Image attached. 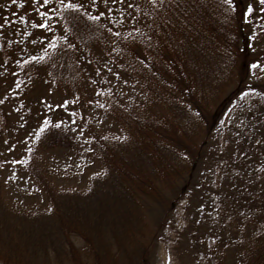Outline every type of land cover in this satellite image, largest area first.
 Masks as SVG:
<instances>
[{"label": "trees", "instance_id": "trees-1", "mask_svg": "<svg viewBox=\"0 0 264 264\" xmlns=\"http://www.w3.org/2000/svg\"><path fill=\"white\" fill-rule=\"evenodd\" d=\"M79 2L86 12L105 11L100 0L98 9L87 0ZM133 2L139 11L127 7ZM107 6L123 12V28L107 13L93 21L83 11L51 3L40 9L49 10L52 17L48 32L35 26L41 18L32 0L0 3L2 103L13 96L3 83L6 75L22 83L15 98L29 110L41 105L50 88L78 103L90 87L100 101L86 109L90 119L75 114L76 123L62 121L61 127L52 126L44 133L39 132L43 118L35 122L38 114L30 111L28 119L34 121L29 144L16 154L20 168L9 192L12 203L4 202L0 192L1 264H60L59 255L66 251L68 264H150L151 244L158 237L178 264H198L201 255L213 258L215 264H264V71L252 67L256 61L264 64V4L185 0L169 12L173 23L161 27V47L152 58L139 38L125 41L113 35L123 36L138 26L157 37L144 27L151 23L145 18L150 11L145 0ZM130 15L139 24L129 20ZM23 28L31 40L19 38ZM50 43L57 47L50 48ZM103 64L112 75L132 81L133 88L126 90L137 94L125 104L116 89L100 90L93 81V87L88 85L92 65H99L98 77L110 73L102 70ZM111 110L116 111L120 127L116 135L106 137L97 132L96 121ZM42 111L41 107L38 112ZM49 111L42 116L61 120ZM2 112L15 128L24 126L23 118L7 116L4 105ZM82 128L90 133L88 149L78 147L82 140L77 131ZM57 150L68 154L56 156ZM100 150L103 156L95 154ZM81 157L84 164H98L99 169L93 167L98 174L86 188L60 185L76 175ZM164 178L173 186L179 183L167 197L168 211L160 215V223L147 228L140 219L145 207L140 197L155 204L160 195L156 181ZM39 196L42 200H35ZM182 198L186 204L180 227L171 240L165 227L176 223L170 211L180 206Z\"/></svg>", "mask_w": 264, "mask_h": 264}, {"label": "rangeland", "instance_id": "rangeland-1", "mask_svg": "<svg viewBox=\"0 0 264 264\" xmlns=\"http://www.w3.org/2000/svg\"><path fill=\"white\" fill-rule=\"evenodd\" d=\"M3 2H9V0H0V3ZM14 2H24V3H29V0H13ZM9 7V4H8ZM9 9V8H8ZM90 9V8H88ZM16 20V27L18 26V20ZM13 20V21H14ZM22 23V22H21ZM20 27H22V25H20ZM25 29H19V38L21 35H23L22 39H27L29 40L31 38V35L29 33H27L26 31H24ZM31 40V39H30ZM2 55H7L6 52H1ZM5 63H12L9 60H7L5 58ZM12 67V64L9 66V69ZM99 65H92L91 67H89L92 71L89 72V77L86 78V81L88 82V85L93 87L91 85L90 81H93V84L96 85V87L98 89H104V87L109 89H116L117 92L120 94L118 98H120L123 104H125L128 100L132 99L133 96L135 94H137L135 91H127V88H131L132 87V81L130 79L123 78V77H116L115 75H112L111 72H103L102 77H98L100 73H97V69H98ZM102 70L105 68V64L101 65ZM110 67V66H109ZM12 69V68H11ZM108 69V67H107ZM111 69V68H110ZM112 70V69H111ZM95 74V75H94ZM128 80V83L125 84L124 81ZM3 83H5L8 87V89H10L11 94L13 96H11V100H4V102L2 103V101H0V166L5 165L6 167H2L0 168V192L1 194L4 196V199L7 204L12 203L11 201V196L9 194V192H11V190H13V182H17L16 177L18 175V169L20 168L18 163H13L14 159L16 158V154H20L23 151V148L29 144V140H30V136H31V125L33 124V121H31L30 119H28L29 115H30V111H34L36 112L37 118L35 120L39 121L42 120L43 116L42 114H48L50 111L49 110H53V113H56V115H58L62 121H64L66 124L69 122H71L73 120V118L77 117L75 114H79V118L81 120L82 117L86 118V119H90L91 115L90 112L88 110H86L89 106H91L92 108H94L95 106L98 105V103H100L99 101V97H96V94L94 93L93 89L89 87L88 91L86 94H84L79 100L78 103H69L67 106H65L64 108H60V107H55L52 105H50L49 103L51 102V104L53 103V105H58L61 104L64 100H68V101H73V96L70 97L69 94L65 95L64 92L57 94L56 89L54 88H50L51 91L48 90V93L44 99V101L41 103L40 106H36L34 108L30 107V110L27 109V107L24 105L22 106V100H19L20 98L17 96V98H15L17 92L16 90L19 89V87H17V85H22V83H18V81H14L13 76L11 77V75H6V79L3 81ZM28 83H31L28 79ZM27 83V84H28ZM24 88V87H23ZM133 88V87H132ZM35 89H41L40 87H38L37 85L35 86ZM3 90V88H2ZM45 96V94H44ZM223 96H220L219 99L216 101L218 102ZM76 99V98H75ZM46 100V101H45ZM76 101V100H75ZM91 101V102H90ZM98 103H97V102ZM184 102V101H182ZM88 103V106L86 105ZM89 103H91V105H89ZM84 105V108H81V105ZM5 107V109L8 111L7 116L10 119H22L24 121V126L21 128H15L14 124H11V122L9 121H5L6 119H4V115L2 112V107ZM101 105V104H100ZM15 107V109H13L12 107ZM42 107V112H38L39 109ZM12 109V110H11ZM48 110V111H47ZM47 111V112H44ZM229 110H226V112ZM69 112L73 113V115H71V117L69 116ZM225 112V113H226ZM110 114V115H109ZM117 117H116V111L111 110L108 113L107 117H101L99 118L98 121L99 122V126H97L98 128V133H100L99 131H101L102 135L105 133L106 137H109L111 135H116L118 127H120L119 122L116 121ZM107 121H109V125H107ZM9 122V123H8ZM89 122H93V121H89ZM35 124V123H34ZM65 124V125H66ZM89 125V124H88ZM111 127H108L110 126ZM103 126V127H102ZM117 127V129L112 130L111 133L107 134L105 130H110ZM84 128L79 129L78 132V138L80 140H82L81 144H78V147H81L83 149H88L90 147L89 146V142H87L88 140V136H89V132L88 131H82ZM81 133H83V135H81ZM107 134V135H106ZM22 139V140H21ZM101 140V139H100ZM68 150H57L55 151V155L56 156H62L61 153H63V156L65 157L68 152ZM102 150L95 152L96 155L99 154V156H103V154H101ZM43 153V152H41ZM12 157V158H11ZM82 160L81 162H79L80 164H77V168H76V175L74 177H72L71 180H69L68 182H62L60 183L63 184V186L65 187H76V188H83V187H87L89 185V181L91 180V178L94 175L98 174V169L99 166L98 164H91V165H87L84 164L83 161V157H81ZM12 160V162H11ZM15 161H17V158L15 159ZM93 167L98 168L97 170H93ZM178 181L175 182L174 186L173 183L170 184V182L166 181L165 178L160 180L157 179L156 181V188L158 187L160 190V195L157 196V200L156 203L153 204L152 202H149L148 200L144 199L143 196L140 197V199L142 200V202L145 204V207L142 208V212H141V222H145L147 228H151L153 229V226L157 225L160 223V215L163 213H166L168 211L167 206H168V201H167V197L169 196V194L176 189L177 185H178ZM158 190V189H157ZM5 192H8V194ZM42 196H44L41 193ZM42 200L41 197H36L35 200ZM186 204V200L185 199H181L180 201V206L176 207V209H174L172 211H170V215L173 216V214H175L173 217L176 221V223H172L171 227L166 226L165 229L167 231V237L169 239H173L176 234L177 231L179 230L180 227V214H182L183 212V207ZM167 210V211H166ZM177 210V211H176ZM159 215V216H158ZM172 217V218H173ZM183 221V220H182ZM5 223H10V220L5 221ZM150 230V229H148ZM78 247H80L79 249V253L81 254L83 252V250L81 249V245H78ZM166 247L165 246V242L161 240L160 237H158L156 242H153L151 244V253H150V257H149V263L150 264H178L177 262L175 263V257L174 254H169L166 251ZM67 250V249H65ZM78 255V252H76ZM205 255H201L199 256V261L198 264H215V260L213 258H207ZM68 251L64 252V253H60L59 258L62 259V262L60 264H68L67 260H68ZM0 264H1V260H0Z\"/></svg>", "mask_w": 264, "mask_h": 264}, {"label": "snow or ice", "instance_id": "snow-or-ice-1", "mask_svg": "<svg viewBox=\"0 0 264 264\" xmlns=\"http://www.w3.org/2000/svg\"><path fill=\"white\" fill-rule=\"evenodd\" d=\"M33 4L37 5L36 13L41 18L40 22H34L35 26L40 29H45L48 32L51 31L49 28V21L52 19V17L49 14V10L41 11L40 9L45 8V6L54 3L59 4L61 8L66 10H71L73 12H81L83 11V14L88 17L89 20L93 21H100L102 18L106 16V13L108 14V17L112 23L119 24L122 28L125 22V16L123 12L119 9V7L113 9L111 7H108L107 5L111 3L112 5L123 4L125 0H100L101 3L105 5V11H97L96 14H92L90 12L84 11V4L79 2V0H43V3H39V0H32ZM225 3L231 4L233 0H224ZM261 4H264V0H260ZM88 5L93 9H98L97 0H87ZM145 3L150 8V11L146 15L147 18H151L150 24H145L144 27L148 29V31H155L157 34V37L154 38L153 36H149L146 32L141 31V28L138 26L132 27L131 31L125 30L123 32V36L121 35V32H114L113 35L115 37H120L122 40H125L127 38H132L136 40L139 38L138 42L146 44V51H148L149 58H152L153 54L158 52V50L161 47V41L159 39V36L161 35L160 29L161 27L167 29L169 25L173 23L172 19L169 17V12H174L176 9H179L182 4L185 3V0H145ZM130 9H135L137 11L140 10L139 5L136 3H130L127 5ZM115 10L116 15H112L113 11ZM248 11H252V6H248ZM261 11H264V9H261ZM20 19L23 21L26 19L25 16H21ZM129 20L135 21L136 24H139V21L134 16H129ZM7 23V21H5ZM4 27L3 23H0V28ZM109 32H113L112 28L108 29ZM168 36L172 39H175V37L172 36L171 32L168 33ZM41 39H44L43 36H41ZM51 39L53 41L57 40V37L55 35H52ZM60 39H66L65 37L61 36ZM165 43L168 41L165 40ZM113 43H115V40H113ZM50 48L55 49L57 47L56 44L50 43L48 45ZM69 47H74V45H69ZM116 49H114L115 51ZM47 55V53H45ZM32 60H36L37 57H32ZM39 59L43 60L44 56H41ZM90 62V61H89ZM260 67L261 71H264V64H260L259 61H256L252 64L253 68ZM105 68H107V65L105 64ZM109 72H111V69H107ZM97 73H99V69L96 70ZM116 76H119V73L115 74ZM125 84L128 83V80L124 81ZM20 85H17L19 87ZM51 91V89H49ZM91 102V101H90ZM69 103H75V100L68 101L64 100L61 104L55 105V107L64 108ZM103 106V105H101ZM73 113L69 112V116L71 117ZM43 123L39 127V132L44 133L45 131L49 130L52 126H55L56 128L61 127L62 120H54L52 118H49L48 116L43 117ZM72 123H76V121H72ZM83 135V133H81ZM120 139H124V137H120ZM31 151V149H29ZM13 163H16V161H13Z\"/></svg>", "mask_w": 264, "mask_h": 264}]
</instances>
